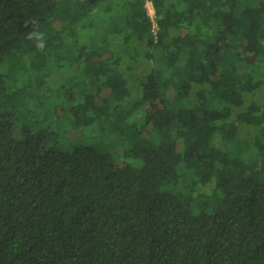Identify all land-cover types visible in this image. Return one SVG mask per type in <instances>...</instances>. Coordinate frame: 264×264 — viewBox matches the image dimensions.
Wrapping results in <instances>:
<instances>
[{
	"label": "trees",
	"instance_id": "16d2710c",
	"mask_svg": "<svg viewBox=\"0 0 264 264\" xmlns=\"http://www.w3.org/2000/svg\"><path fill=\"white\" fill-rule=\"evenodd\" d=\"M150 1L0 0V264H264V0Z\"/></svg>",
	"mask_w": 264,
	"mask_h": 264
},
{
	"label": "rangeland",
	"instance_id": "374dc122",
	"mask_svg": "<svg viewBox=\"0 0 264 264\" xmlns=\"http://www.w3.org/2000/svg\"><path fill=\"white\" fill-rule=\"evenodd\" d=\"M146 7H147V10H148V13L151 14V15H153V17H154V21L156 22V14L154 15V13H155V8H154V6H153V3H152L150 0H147V2H146ZM152 21H153V20H152ZM154 21H153V24H154L153 26L156 28L157 25L155 24ZM145 65H146V62H145V63H140L138 69L134 71L135 76H137V75H141V73H142L143 71L146 70V66H145ZM135 76H133V77L131 78L133 81L135 80ZM53 78H54V77H53ZM56 78L60 79L61 76L56 77ZM62 79H63V76H62ZM133 86H135V88H136V83H134ZM116 114H117V118L120 120L124 115L128 114V110L124 107L122 110H120V111H119L118 113H116ZM124 157H125V156H124Z\"/></svg>",
	"mask_w": 264,
	"mask_h": 264
},
{
	"label": "clouds",
	"instance_id": "9594fccd",
	"mask_svg": "<svg viewBox=\"0 0 264 264\" xmlns=\"http://www.w3.org/2000/svg\"><path fill=\"white\" fill-rule=\"evenodd\" d=\"M36 35H37V34H36L35 32L30 33L28 38L31 39V38H33V37L36 36Z\"/></svg>",
	"mask_w": 264,
	"mask_h": 264
},
{
	"label": "built area",
	"instance_id": "2783aa9c",
	"mask_svg": "<svg viewBox=\"0 0 264 264\" xmlns=\"http://www.w3.org/2000/svg\"><path fill=\"white\" fill-rule=\"evenodd\" d=\"M154 15H155V13H154ZM150 16H151V19L154 21V17H153V15L150 14ZM154 22H155V21H154ZM155 24L157 25V22H155Z\"/></svg>",
	"mask_w": 264,
	"mask_h": 264
},
{
	"label": "bare ground",
	"instance_id": "6f19581e",
	"mask_svg": "<svg viewBox=\"0 0 264 264\" xmlns=\"http://www.w3.org/2000/svg\"><path fill=\"white\" fill-rule=\"evenodd\" d=\"M157 20V19H156Z\"/></svg>",
	"mask_w": 264,
	"mask_h": 264
}]
</instances>
